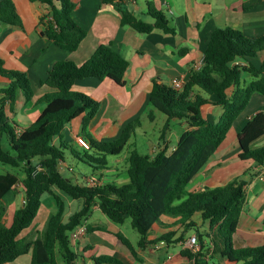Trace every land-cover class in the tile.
Returning a JSON list of instances; mask_svg holds the SVG:
<instances>
[{
	"label": "trees",
	"instance_id": "obj_1",
	"mask_svg": "<svg viewBox=\"0 0 264 264\" xmlns=\"http://www.w3.org/2000/svg\"><path fill=\"white\" fill-rule=\"evenodd\" d=\"M30 1H41L49 7L48 13L40 18L42 34L64 50H76L87 35V30L71 16L77 1ZM146 7V13L153 22H146L131 11L122 10L121 24L140 33L155 29L166 34L176 33L172 20L156 8L153 0H147ZM2 24L22 25L13 0H0ZM262 52L264 33L249 37L232 27L214 28L201 66L190 72L180 89L156 80L152 82L149 92L152 110L148 118L153 120V110L166 116L160 139L164 140L173 118L184 120L189 127L179 135L175 148L168 151L167 147H162L154 155L131 149L126 159L128 181L121 185L104 182L94 187L74 182L62 173L66 162L64 150H69L93 170L104 169L108 164L107 157L123 151L140 127L141 120L135 118L127 122L115 139L98 140L89 133L88 126L100 103L89 94L73 89V84L84 78H110L123 85L128 60L111 45L103 43L80 64L68 59L54 60L45 78L40 81L50 91L36 99L37 103L43 104L39 115L26 128H17L20 129L17 132V123L10 120L6 103L15 102L19 93L29 102L34 97V90L25 72L4 67L0 58V76L7 79L6 85L0 87V163L22 169V177L12 171L0 174V264L11 262L28 252H31L30 264H76L78 255L71 247L69 235L78 225H85L84 221L94 205L115 224H122L129 218L139 234V246L145 244L148 231L161 216L178 217L184 227L176 239L180 241L184 232L197 226L192 218L198 214L200 220L208 225L206 234L196 230L201 247H204L205 237L215 232V254L228 262L264 264V243L256 247H233V236L245 202V180L242 177L233 178L222 186L196 192L187 190L194 175L224 141L251 95L258 92L264 97V58L257 60ZM241 61L245 64H240ZM244 72L251 77L248 82L242 78ZM210 96L214 97L213 101L209 99ZM208 103L222 107L217 120L204 117L202 108ZM77 117H81V135L88 143V149L78 150L61 140L56 144L55 139L62 136L65 125ZM3 134L7 138L8 149L2 145ZM263 134L264 111H258L237 134L240 147L238 157L250 159L264 167V145L254 143ZM38 166L41 169L38 170ZM17 183L22 185V206L14 211L10 225H6L2 221L6 212L2 198ZM44 194L51 195L55 200V212L49 214L44 229L34 239L18 237L22 230L32 224ZM61 195L81 201L80 207L66 219L65 202ZM85 226L87 232L104 229L88 224ZM172 235L164 234L158 240H169ZM116 237L132 254L135 253L131 242L122 233H116ZM219 243L222 244L221 248ZM181 252L193 260L200 255L187 249ZM92 258L95 264H126L119 257L109 254Z\"/></svg>",
	"mask_w": 264,
	"mask_h": 264
},
{
	"label": "crops",
	"instance_id": "obj_2",
	"mask_svg": "<svg viewBox=\"0 0 264 264\" xmlns=\"http://www.w3.org/2000/svg\"><path fill=\"white\" fill-rule=\"evenodd\" d=\"M13 1L22 19V25H0V58L4 67L25 72L34 90V97L29 102H26L22 93H19L15 102L6 103V112L10 120L17 123L15 129L26 128L39 115L43 104L37 103L36 99L50 91V88L40 84V81L45 78L46 71L54 60L68 59L80 64L90 57L99 44H109L129 62L124 84L119 85L110 78L103 80L84 78L76 80L73 89L89 94L100 103L93 121L88 126L90 134L98 140H112L119 136L127 122L139 118L141 125L131 137L133 138L131 142L142 147L146 145L149 152L145 154L149 155H154L162 147L172 151L179 135L189 128L184 120L173 118L170 120L164 140L160 139L162 128L159 130L157 142L148 137L147 131H140L144 126L143 122L150 120L148 113L152 108L149 104V92L153 80L166 85H170L174 78L185 81L202 59L210 33L216 27H232L249 37H257L264 33V0H153L156 8L162 10L172 20L176 30L174 35L158 29L140 33L128 25L121 24L122 10H129L136 17L153 22L152 17L146 13L147 0L109 2L76 0L77 5L71 16L87 30V35L78 48L70 52L56 46L42 34L43 25L40 18L48 13L47 4L30 0ZM263 58L264 52L258 55L257 60L261 61ZM241 62L245 64L244 61ZM247 77L250 76L246 72L242 73L244 81ZM6 83L7 79L0 76V87ZM209 99L213 101L214 97L210 96ZM216 107L217 105L213 103L205 104L202 108L204 117L211 121L217 120L223 109L219 111ZM258 111H264V97L254 92L245 109L234 120L224 141L187 186L188 191L196 192L222 186L236 177L245 180V202L233 236V247L236 249L256 247L264 243V167L256 165L250 159L242 160L238 157L240 147L237 139L238 132ZM157 112L153 110V120L156 119ZM165 120L166 116L164 122ZM172 123L177 124L179 130L173 132ZM171 137L175 139L174 144H170ZM60 140L78 150L88 149V143L81 135V117L65 125L62 136L56 138L55 143H59ZM254 143L264 145V134ZM64 151L66 162L62 173L74 182L85 183L86 178L90 176L99 179L101 184L113 182L121 185L128 181L126 167L121 169L110 161L107 167L101 170H93L90 167L91 174L84 175V181H78V176L73 170H69L71 164L67 163L70 151L67 149ZM114 156L116 155H110L112 161L116 160ZM22 191L21 183H17L2 198L6 205L2 221L6 225H10L14 211L22 206ZM61 197L65 202V209L69 208L68 212L64 213L66 219L80 207L81 203L64 195ZM9 206L12 207V212L9 211ZM43 207L47 214L55 212L56 203L51 195L42 196L38 212H41ZM94 208L92 215L100 211L97 205ZM98 217L99 220L93 221L94 217L91 216L85 222L104 229L86 232L78 240L75 248L72 247L78 255L79 264H95L92 257L103 254L117 256L126 264H239L228 262L214 253L215 232L205 237L204 247H201L196 231L190 235L186 231L182 240H176L184 231L178 217L161 216L148 231L143 246L138 245L139 236L135 241L130 240L122 231L121 224L111 222L102 213L101 215L98 213ZM195 222L197 223L195 229L206 234L207 223L201 220ZM32 224L22 230L18 237L34 239L37 234L34 227H31ZM118 232L131 242L134 254L116 237ZM168 233L173 234L169 240H158ZM192 235H196L198 241L197 250L193 253H200L196 260L189 259L181 252L187 249L186 242ZM219 246L221 248L222 244L219 243ZM30 260L31 252H28L6 264H30Z\"/></svg>",
	"mask_w": 264,
	"mask_h": 264
},
{
	"label": "rangeland",
	"instance_id": "obj_3",
	"mask_svg": "<svg viewBox=\"0 0 264 264\" xmlns=\"http://www.w3.org/2000/svg\"><path fill=\"white\" fill-rule=\"evenodd\" d=\"M250 78L251 77H247L246 82H248L250 80ZM216 109L221 111L222 107L217 105ZM156 114H157V116H156L155 120H153V121L145 120L143 122L144 126L140 129V131H144V132L147 131L148 137L153 139L154 142H157L156 136L158 135L159 130H161L163 123H164V118H165V115L159 111ZM220 115H221V113H219V116ZM177 130H179V126L175 123L174 124L172 123V131L175 132ZM132 139L133 138L130 139L128 144L124 147L123 151L119 155L114 156V158H116V160L112 161V157L108 156V158H107L108 161H110L112 163L114 162V164H116L119 168L124 169L127 165L126 157H127L129 150L136 148L139 152H142V153L149 152L146 145L144 147H142L140 145H133ZM170 139H171L170 144H174L175 139L172 137ZM2 145L6 149L9 148L5 134L2 135ZM75 159L77 160V158L74 157L73 154L70 153V156L67 157V163L71 164L70 169L73 170V172L78 176L77 180L78 181H84V175H86V176L90 175L91 174V168L88 166L87 163L82 162V161H78V160L76 161ZM70 161H73V162L71 163ZM7 171L17 172L20 174V177H22V175H21L22 169L18 170V169L12 168L9 165H5V164L0 163V174L5 173ZM79 202L81 203V201H79ZM43 205L44 204H42V206ZM94 206L92 207L91 214L89 215V217L86 220H88L91 216L94 217L93 221L99 220L98 213H100V215H101L102 212L98 211L97 213L92 215ZM44 207H46V206L44 205ZM44 207L41 208L42 209L41 212H38L37 216L34 218V220L32 222L33 226H31V227H34V232H36L37 235L40 234L42 232V230L44 229L46 222H47V219H48V216L50 214V213L47 214L46 212H44V209H45ZM94 209H96V208H94ZM68 210H69V208L67 207L64 211L65 214H66V212H68ZM9 211L12 212V207H10V206H9ZM193 219L195 221H198V220L200 221V216L195 215L193 217ZM85 221H84V223L87 225L88 222H85ZM120 226L122 227V231L125 232V234L129 237L130 240L135 241V238L139 236L137 230L132 227L129 218L124 223H122ZM31 231H33V230H31ZM195 231H196L195 228H190L187 230V234L190 235V234L194 233ZM191 252H194V251H191ZM59 263H60V260H59Z\"/></svg>",
	"mask_w": 264,
	"mask_h": 264
},
{
	"label": "built area",
	"instance_id": "obj_4",
	"mask_svg": "<svg viewBox=\"0 0 264 264\" xmlns=\"http://www.w3.org/2000/svg\"><path fill=\"white\" fill-rule=\"evenodd\" d=\"M203 59V57H202ZM202 59H200L199 64L195 67V69H198L201 64H202ZM237 64H239V62H236ZM240 64H242V62H240ZM184 81H182L179 78H174L171 80V86L175 89H180L183 86ZM17 132H20V129H17ZM37 169H41V167H37ZM85 184L91 187L94 186H99L101 184V182L99 181V179H97L94 176H90L88 178H86L85 180ZM87 232L86 226L84 224H80L78 225L73 231L70 232L69 235V240H70V244L71 247L75 248L78 240L80 238H82ZM162 243V242H160ZM186 247L187 249L191 250V251H196L197 247H198V241H197V236L196 235H192L189 237V239L186 242ZM76 264L78 263V260L76 261Z\"/></svg>",
	"mask_w": 264,
	"mask_h": 264
}]
</instances>
